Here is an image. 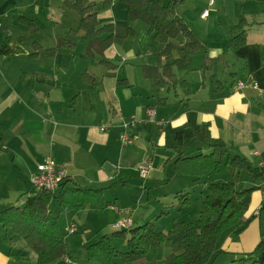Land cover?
<instances>
[{
    "label": "crops",
    "instance_id": "1",
    "mask_svg": "<svg viewBox=\"0 0 264 264\" xmlns=\"http://www.w3.org/2000/svg\"><path fill=\"white\" fill-rule=\"evenodd\" d=\"M63 1L0 0V210L11 203L20 204L19 197L35 189L30 176L46 159L62 167L79 185L105 187L117 181L119 188L127 187L129 176L133 181L140 176L136 169L140 162L150 161L146 179L161 177L157 180L159 191L171 186L158 193V201L176 199L177 190L190 187L197 189L196 202L200 203L208 177L201 182L177 175L170 160L176 132L181 131L186 139L205 124L209 135L222 140L231 153L264 169V94L250 86L236 88L243 82L264 89V0L178 2L174 14L203 48L189 58L185 69H175L178 84L158 93L151 89L142 67L157 62L156 51L161 45L140 21L131 23L132 34L120 44L101 48L97 41H85L77 49L80 38L67 33L77 27L79 16ZM125 10V4L110 0L108 6L96 9L98 22H111L122 30L130 25ZM203 11H207L205 17H201ZM242 18L250 22L246 42L229 49L228 29ZM65 35L74 48L52 49ZM212 57H218L214 70L201 69L205 58ZM100 60L115 65L105 66ZM85 74L95 80L93 85ZM214 78L223 83L222 88L215 89ZM132 118L136 125L125 129L123 124ZM124 130L132 136L130 143L120 140ZM203 146L195 139L188 149ZM3 184L6 191H2ZM244 184L258 188L251 193L244 214L249 218L246 227L219 241L218 253L226 258L253 250L264 231V211H260L263 184L249 177L239 185ZM116 197L111 202L103 195L107 203L127 205L126 199ZM112 216L111 229L120 215L113 212ZM86 242L84 239L81 244ZM11 248L15 249L0 239V264L28 261L26 255L23 261L10 256Z\"/></svg>",
    "mask_w": 264,
    "mask_h": 264
},
{
    "label": "trees",
    "instance_id": "2",
    "mask_svg": "<svg viewBox=\"0 0 264 264\" xmlns=\"http://www.w3.org/2000/svg\"><path fill=\"white\" fill-rule=\"evenodd\" d=\"M119 1L126 5V21L129 24L134 21L143 22L147 26V31L161 45L156 51L157 62L142 67V74L149 81L151 89L154 93H158L162 89L174 88L179 81L175 69H185L189 58L203 48L187 24L174 14L176 4L183 0ZM63 3L79 16L77 27L70 29L67 34L78 36L87 42L97 41L101 48H105L111 44H120L133 32L130 25L124 30H117L111 22H98L97 5L106 7L110 0H64ZM19 19L35 26L29 19L22 17ZM249 24L250 22L242 18L229 27L227 45L229 49L235 50L245 44ZM74 46V42L65 35L57 39L52 49L70 50ZM262 56L264 57V44ZM217 60L218 57L205 58L201 69L209 67L214 70ZM100 62L105 66L115 65L109 61L100 60ZM84 77L90 85L94 84L93 78L86 74ZM212 80L215 89L222 88L221 81L215 78ZM195 139L204 146L196 147L194 151H191L188 146ZM173 150L174 156L170 161L177 175L189 176L198 181L203 177L225 172L238 173L244 174L242 180L239 178L241 182L245 177H249L263 184L264 188V169L253 165L244 157L231 153L222 140L209 135L206 124L196 129L186 139L181 131H177ZM148 175L140 176L146 179ZM257 188L256 185L236 186V183L231 180L223 182L212 180L207 184L206 191L200 200L196 218L172 220L167 230H156L151 220L134 226L131 224L128 229L118 231L122 236L126 235L127 249L124 251L115 250L110 236L103 234L98 240L85 245L86 260L94 264H114L115 257L121 256L132 262L141 260L139 264H210L220 250L218 243L222 235L229 230L239 233L248 224L249 218H245L244 214L248 208L251 193ZM57 189L60 191L56 195L53 191L35 188L28 194L25 193L23 197H19L22 198L20 204L11 203L0 210V226L22 238L24 246L29 248L35 256V264H56L62 260L69 262L70 257L66 243L59 234L57 220L49 212L46 200L48 195L56 198L58 205L63 208L78 210L89 205L95 212H102L106 207L118 213L111 208V206L119 208L118 205L104 200L102 194L105 187L82 186L64 175ZM181 191H176L174 196L179 204H188L191 191L183 193ZM260 211H264V200ZM118 214L121 218V214ZM185 214L187 215V212ZM118 221L120 220H115L111 224L112 229H117L114 224ZM71 225L74 226L70 224L64 227L70 234L76 232L75 226L73 232L68 231L67 228ZM7 240H10L11 246L14 245L13 237ZM164 242L170 247V252L164 261L146 259L149 249L156 248ZM9 255L18 261L25 260L22 249L11 248ZM228 264H264V231L253 250L236 255Z\"/></svg>",
    "mask_w": 264,
    "mask_h": 264
},
{
    "label": "rangeland",
    "instance_id": "3",
    "mask_svg": "<svg viewBox=\"0 0 264 264\" xmlns=\"http://www.w3.org/2000/svg\"><path fill=\"white\" fill-rule=\"evenodd\" d=\"M99 6L100 5H97L96 9H98ZM74 15L76 14L74 13ZM185 16L188 17L189 13L187 12ZM140 24L144 25L145 31L147 33V26L143 24V22H140ZM130 26H132L131 23ZM122 30H124V28H122ZM84 43V40L81 41L80 39H77V49L81 48ZM183 71H189L190 73V70ZM150 114H153L152 111H150ZM243 177L244 174L239 175L238 173L231 174L230 172H225L222 174L209 176L208 179L210 181L215 180L220 182L231 180L236 183V186H239ZM133 178L135 179L134 181L131 176L128 177L127 180L129 182L127 183L126 188H122V186L121 188H119V182L117 183V181L109 183L107 186H105V189L103 190L102 194V196L104 195L105 200H109L111 202L116 201L114 199L115 196H117L116 199H126L127 205H124V207L128 208L131 211V213H129L128 215L131 216V224H133V226L135 224H140L141 222L151 220L156 230H167L172 220L182 218L193 219L198 216L199 202H196L197 189H192L189 187L181 191L182 193L184 191H191L190 202L188 204H179L177 198L168 201H161L165 202L164 204H161V202L157 200L158 193L160 191L162 192V194L164 193V191L167 192L171 188L170 185L166 186L165 189H161L159 191L157 190V188L160 186V184L159 181L157 183V180H159L161 177L155 176V178L153 179H141L140 177L136 176ZM239 178H241V180ZM206 179V177H203L200 181L202 182ZM136 183L137 185H135ZM173 185L175 188L177 187V183H173ZM163 186L165 185H162V187ZM244 186L248 187V184H244ZM29 187V190L33 189L31 185ZM1 188L2 191H6V185H1ZM46 200L50 214L57 220L59 234L66 243L67 252L70 256V262H74L75 264H94L92 261L86 260L87 255L85 251V245L98 240L103 234H108L110 236L111 244L114 246L115 250L124 251L127 249L126 235L122 236L118 232L123 229L114 230L110 228V220L114 218L112 216L113 212L105 209L102 212H95L94 210H91L89 205H85V207H82L78 210L63 208L58 205L56 199L52 195H48ZM124 207L119 206V208L121 209H123ZM185 212H188V214L186 215ZM123 218L124 216L121 214V218L118 217V219L116 220H123ZM132 221L134 222L132 223ZM70 224H73L76 228V232L71 234L64 230V227ZM114 231L118 233L115 232V234H113ZM231 232L233 231L229 230L225 232L222 235L221 240L224 236L228 235V233ZM236 234L237 233H235V235ZM4 236L7 238L13 237V246L15 248L22 249V251L28 257V261H26L25 264H35V256L33 252L29 248L24 246V242L20 236L13 234L9 229L4 230L0 227V239L6 241L9 245L10 240L4 239ZM84 239L87 240L88 243L86 242V244L83 246L81 242L84 241ZM168 252H170L169 244L164 242L156 248L149 249L146 255V259H154L159 262H162L165 260ZM231 260L232 257L226 258L223 253H216L215 257L213 258L210 264H228ZM56 264L68 263H64L63 261H61ZM114 264H134V262L125 260L121 256H116Z\"/></svg>",
    "mask_w": 264,
    "mask_h": 264
},
{
    "label": "built area",
    "instance_id": "4",
    "mask_svg": "<svg viewBox=\"0 0 264 264\" xmlns=\"http://www.w3.org/2000/svg\"><path fill=\"white\" fill-rule=\"evenodd\" d=\"M213 1L214 0H209V4H212ZM206 15L207 11H203L201 13V17H205ZM245 86H250L256 89L258 93L264 94V89L258 87L256 83L245 84L243 82H238L236 88L238 89ZM136 122L137 120L132 118L129 121H126L123 125L125 129H127L129 126H135ZM119 137L123 143H130L132 139L131 134L126 130H124ZM136 169L142 177H146L151 170V163L150 161L140 162L136 166ZM64 175L65 171L62 167L58 166L53 160L46 159L43 162L37 164L35 172L30 176V182L35 188L54 192L57 189V186ZM111 208H113L118 213L124 216L123 220H120L114 224V227L117 229L128 228L131 224V218L128 215L130 211L128 209H120L115 206H111ZM67 229L69 232H73L75 230L74 226L72 225L69 226Z\"/></svg>",
    "mask_w": 264,
    "mask_h": 264
}]
</instances>
